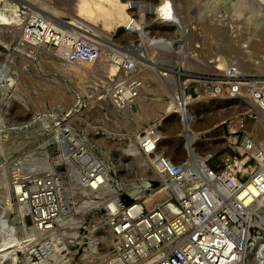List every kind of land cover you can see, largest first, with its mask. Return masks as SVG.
I'll return each mask as SVG.
<instances>
[{
  "label": "rangeland",
  "instance_id": "1",
  "mask_svg": "<svg viewBox=\"0 0 264 264\" xmlns=\"http://www.w3.org/2000/svg\"><path fill=\"white\" fill-rule=\"evenodd\" d=\"M156 1L0 0V13L17 9L14 20H0V264H155L158 256L173 252L187 264H264V166L243 144L246 140L264 156V117L251 107L245 110L250 104L243 97L226 89L212 94L202 85L201 94L192 95L198 102L182 106L174 72L180 65L197 74L224 75L215 60L227 65L234 58L220 51L227 38L214 31L215 24L229 28L226 36L235 35L239 52L247 41L259 45L254 54L264 65L262 6L258 0L248 5L172 0L181 17L164 25L153 17ZM29 12L95 40L104 54L90 66L73 68L58 45L29 44L24 34ZM172 29V41L161 51L155 42L167 36L158 34ZM112 49L131 56V66L122 65L123 54L115 57ZM141 76L144 86L133 99L115 105V85L122 88ZM220 112L227 119L216 123ZM195 131H200L196 137ZM146 142L157 144L154 153L143 151ZM209 143L218 145L206 155ZM157 157L163 165L155 170ZM204 163L216 174L229 166L233 171L223 180H209L201 170ZM168 168L177 173L164 186L165 201L154 204L159 215L150 225L138 221L117 233L113 226L122 220V209L138 200L145 213V193L148 197ZM247 181L235 196L246 204H234V231L208 225L226 208L227 194ZM200 197L206 204H222L211 205L208 214ZM45 210L50 221L39 222ZM149 230L160 234L156 246L146 240Z\"/></svg>",
  "mask_w": 264,
  "mask_h": 264
},
{
  "label": "bare ground",
  "instance_id": "2",
  "mask_svg": "<svg viewBox=\"0 0 264 264\" xmlns=\"http://www.w3.org/2000/svg\"><path fill=\"white\" fill-rule=\"evenodd\" d=\"M157 2V1H156ZM155 2V5H154V9L153 10H155L154 11V16L153 17H155L157 20H159V22H161V23H163L164 25H170V23H172V22H174L175 20H176V15L177 16H180V10L178 9L179 7L177 6V4L175 3V2H173L172 0H160V1H158L157 3ZM242 3H246L247 5H248V0H244V1H241ZM258 2H259V0H258ZM174 3H175V5H174ZM186 3H188V1L186 2L185 1V4ZM187 5V4H186ZM175 6H177L176 7V9H175ZM261 6H262V4H261ZM187 7V6H186ZM16 8H14L13 6H12V10L7 14V13H5V12H1L0 13V20H8L9 18H13V20L15 19V16H16ZM204 10H201V15H203L204 13ZM238 13H239V11L238 10H235L234 11V14H233V19H235L237 16H238ZM37 14V13H36ZM38 15H40V14H38ZM150 15H152V13H151V11H150ZM41 16V15H40ZM43 19L45 18V17H43V16H41ZM181 17V16H180ZM22 17H18L17 19L19 20V19H21ZM216 20V19H215ZM26 22V21H25ZM134 22V19L132 18V19H130V21H129V24H128V26H131V24ZM230 23H233V22H230ZM40 24L41 25H43V26H45V22L44 21H42V22H40ZM50 24H52L51 23V21H50ZM50 24H48V25H46V30L41 34V40L43 41V42H45V41H49V40H51V39H54V40H56V43L58 44V47L61 49V54H62V56L65 58V60L67 61V62H69L68 64H69V66H72L73 68H78V66H79V64L78 63H81V64H84V65H91L92 63V61H94L95 59V62H98L99 60H100V58H101V56L104 54V52H100V45L99 44H97V46H98V49H97V51H98V53L96 54V56L95 57H93V58H91L90 60H88V59H81V58H79L78 56H76L75 58H77V59H75V60H73V61H69V60H67V58H66V56H67V53H65V52H63V43L61 42L62 41V38H65L64 36H65V34L63 33V35L61 36L60 34H59V32H58V29L56 28V29H54V30H52V32H50ZM127 24V23H126ZM216 26L214 27L213 26V29H214V31L215 32H217V33H219L220 34V36L221 37H226L227 38V45L226 46H223V44L220 46V51H225V53H227V54H229V55H231V56H233L232 58H234V60H230V61H228V63H227V65H223L224 63H222V62H220L218 59L217 60H215V62H214V64H213V66L214 67H216V68H219V69H221L222 71H227L231 66H234L235 67V69L237 70V72L238 73H240L241 75H244L243 73H242V69H243V72L245 73V74H251L252 73V75H250L251 77L248 79V80H246V79H244V80H246V82L245 81H237V83L235 84L237 87H235L236 88V90L239 92L238 93V96L237 97H243L244 99H245V101H246V103L247 104H250V106L248 107V106H245L244 107V109L245 110H249V108L251 107V108H253V112H255L257 115H259V114H261V116L262 117H264V106L262 107L259 103H258V100H259V98H254L253 96H252V93H253V90H254V88L252 87V83H254V82H257V80H258V78L256 79V76L257 75H260V80H262L263 82H264V69H263V66L264 65H261L260 66V58L258 59V56H256L255 54H257V53H255L254 52V50L255 49H257L258 48V46L259 45H256V44H253V45H251V44H249L248 43V41L246 42V43H244L243 44V46H242V48H241V51L239 52L237 49H238V47H236V45L235 44H233L234 43V36H232V35H225V34H227L228 32H229V28H227V27H223V26H220V25H217V24H215ZM128 26H126V27H128ZM179 26V25H178ZM23 27V26H22ZM24 27H25V32H24V34H25V38H26V40H27V42H30L29 44H32L33 46H35L34 44H37V43H34V42H32V41H34L35 39L34 38H32L33 40H31L30 41V37H34V35L33 34H35L33 31H32V28H30L27 24L26 25H24ZM23 27V28H24ZM169 27H173V25L172 26H169ZM236 27V26H235ZM20 28V27H19ZM231 28H233L232 26H231ZM38 28H36V31L38 32ZM32 31V32H31ZM78 31H80V32H88V31H86V30H84V29H79ZM126 31V30H125ZM172 31H174V29H172L171 30V33H165V35H163V33H159L158 35H160V37L161 36H167V38L166 39H163V38H160L157 42H155V44L156 45H158V47L157 48H159V49H161V51L162 50H164L165 48H166V45L167 44H169L171 41H172V39H171V37H172ZM204 31V30H203ZM23 32V31H22ZM62 32H64V30H62ZM214 32V33H215ZM90 33V32H89ZM233 34V33H232ZM143 35V34H142ZM64 42V41H63ZM174 42V41H173ZM212 42V41H211ZM263 43V42H262ZM38 44H40V43H38ZM46 44H48V43H46ZM217 44V43H216ZM239 44V43H238ZM238 44H237V46H238ZM155 45V46H156ZM208 45V44H207ZM248 45L250 46L249 48H248ZM178 46V45H177ZM240 46V45H239ZM179 48V47H178ZM260 48V47H259ZM151 49V48H150ZM156 49V48H155ZM182 49V48H181ZM181 51V50H180ZM66 52H68V51H66ZM194 52H195V50H194ZM233 52V55L232 54H230V53H232ZM69 53V52H68ZM255 53V54H254ZM198 55H199V53H197ZM222 54H224V53H222ZM259 54V53H258ZM262 55V54H261ZM210 56V55H209ZM198 57V56H197ZM237 57H240V58H237ZM173 59V58H172ZM200 61V60H199ZM204 61H205V59H204ZM211 61V60H210ZM238 63H237V62ZM86 62V63H85ZM90 62V63H89ZM185 62V61H184ZM196 62H197V60H196ZM171 64V63H170ZM209 65V64H208ZM180 66V65H179ZM186 66H189V65H187L186 64ZM204 66V65H203ZM202 66V67H203ZM206 66V65H205ZM180 67H183L184 69H186V71H189V74H187V75H192L190 72H193V71H199V70H191V69H188V68H185L184 66H180ZM168 68V67H167ZM208 68V67H207ZM210 68V67H209ZM163 69H166V67L165 68H163ZM170 70H172V72L175 70V72H177V71H179L178 69H170ZM136 72V71H135ZM205 72V71H204ZM132 79H134V83L133 84H131L130 86H128L127 87V90H130V92H128V94L129 93H132V91L135 89V90H138V89H141L143 86H144V82H143V80H144V78L141 76L140 77V80H139V78H132ZM131 79V80H132ZM131 80H130V83H131ZM136 80H137V83H138V85H136V87H133L134 86V84L136 83ZM142 80V83H140V81ZM175 80H177L178 81V79L177 78H175ZM120 81V80H119ZM119 81H116L115 82V84H118L119 83ZM178 84H179V82H178ZM140 86V87H139ZM126 87V86H125ZM139 87V88H138ZM255 87V86H254ZM235 88H233V89H235ZM230 92H231V94L232 93H234V91L235 90H230V89H228ZM122 91L123 92H125V90H124V88L122 89ZM173 92H175V90L173 89L172 90ZM182 91V90H181ZM137 93V91H135V94ZM115 94V95H114ZM117 91H116V87H114L113 88V95H112V98H113V101L115 100V96L117 97ZM124 93H122L121 92V96L123 95ZM174 94V93H173ZM184 100L185 101H188V102H190V103H192V102H198V97L197 98H195V99H190L189 100V98H184ZM184 101V102H185ZM116 102H118L119 104H122V102H123V105L125 106L126 104H128L129 102H126V100H121V101H119L118 99L116 100ZM125 103V104H124ZM114 104L115 105H117L115 102H114ZM123 106V107H124ZM221 113V112H220ZM212 114V113H211ZM192 117V114L190 113V114H187V118H191ZM258 117V116H257ZM215 118H216V123L217 122H221V121H224V120H226L227 119V116H225V115H222V113L218 116L217 115V113L215 114ZM213 127V126H212ZM211 127H203V129H201L202 131H203V133L204 132H206V131H208L209 129H210ZM199 133H200V131H195L194 132V136L196 137V136H198L199 135ZM226 139H227V137H226ZM246 140L244 141V143L243 144H245V149H246ZM217 145L218 144H214V143H209L208 144V151L207 152H205V154L206 155H209V154H212L213 153V151H215V149L217 148ZM145 146H146V149H145ZM156 146H157V144L154 142L150 147L148 146V142H146L144 145H142V149H143V151H145V153L147 154V155H149V154H151V152H153L154 153V151H156ZM248 150H252V151H255V152H257V154L258 155H255L256 156V159H257V161H258V163H259V165L262 167V166H264V156L262 155V153H258V149L256 148V147H251V148H249ZM158 157H157V159H156V161H157V164L156 165H153V167H154V169L155 170H157L156 168H158V169H160L161 167H162V165H163V163H161V161H158ZM204 165H206V163H204ZM260 166H259V168H260ZM202 169V168H201ZM229 170H232L233 171V168H231L230 166H229V169L227 168V169H224L223 170V173H225V172H228L229 173ZM162 173H160L159 175V177L161 178V182L157 185V186H154V187H151V192H149L148 193V197L146 196L147 194L145 193V195H144V197H143V202L144 203H146V206H147V209H146V211H145V213L143 214V215H141V216H139V217H136V215H135V213L136 212H138L139 211V205L140 204H136V203H139V201L137 200V201H135V202H132L131 204H129V205H127V206H125L123 209H122V212H123V215L125 216V219L124 220H121L120 222H119V224L117 225L116 224V226L117 227H121L122 225H123V223H125L126 221L128 222L127 224H135L136 222H138V221H141L142 220V223L144 222V221H146V222H144V223H149V225H150V219L154 216L155 217V215L157 214H155V215H153L154 214V204H156V202H164L165 201V185L167 184V180L170 178V177H172V176H170L169 175V172L167 171V169H165L164 170V172L163 171H161ZM213 174V173H212ZM257 178H258V175H256L255 176V181H254V183L257 181ZM104 181V180H103ZM100 182H102V181H100ZM99 182V183H100ZM99 183H98V185L95 187H93V188H97L98 186H99ZM199 183H201V182H199ZM248 183V181L247 182H245V183H243L239 188H238V190H236L235 192H234V196H236V194H237V192L239 191V189H242L246 184ZM258 182H256V184H257ZM260 183H264V181L263 180H260ZM250 186V185H249ZM260 186V185H259ZM259 186H256L257 188H259ZM250 188H252V186H250ZM260 190H261V188H260ZM262 191V190H261ZM150 197V198H149ZM244 197V196H243ZM108 199H111V197H109ZM143 208V207H142ZM107 211H108V209H107ZM144 211V210H143ZM46 213H47V211L45 210V215H46ZM215 214V212L213 213V215ZM45 215H43V216H40V217H37L36 219L37 220H39L40 219V221L39 222H43V223H46L47 221H50V220H45L44 219V217H47V215L45 216ZM136 217L135 219L133 218V217ZM216 216V215H215ZM211 217V216H210ZM207 218V217H206ZM42 219V220H41ZM141 219V220H140ZM47 226H48V224H46ZM41 226H42V223H41ZM115 226V225H114ZM114 226H113V228H114ZM108 227H110L111 228V232H112V227L111 226H108ZM150 232V231H149ZM148 233V232H147ZM110 235H111V233H110ZM160 235V234H159ZM159 235H157L158 237H159Z\"/></svg>",
  "mask_w": 264,
  "mask_h": 264
},
{
  "label": "built area",
  "instance_id": "3",
  "mask_svg": "<svg viewBox=\"0 0 264 264\" xmlns=\"http://www.w3.org/2000/svg\"><path fill=\"white\" fill-rule=\"evenodd\" d=\"M259 3L262 4V10L264 11V0H259ZM44 21L45 22V26L41 25L40 22ZM26 24L32 28V31L35 33L33 34L34 37H30V41L33 40L32 38H34L35 40L32 41L34 43H48L50 45L54 44V45H58L56 43V40L51 39L49 41H45L43 42L41 40V34L46 30V25L50 24V20L46 19V18H42L40 15L34 13V12H29L27 14V21ZM36 28H38V32L36 31ZM56 29L54 23L50 24V32H52V30ZM63 29L58 28V32L59 34L62 36L63 33L65 34V44H63V52L67 53V60L69 61H73L77 58H75L76 56H78L81 59H88L90 60L91 58L95 57L96 54L98 53L97 49L98 46L95 40L88 38L87 36L84 38L83 35H79L77 33H75L73 30L72 31H64L62 32ZM31 31V32H32ZM121 49V47H119ZM120 49H112V53L113 56H115L117 53H121L123 54V59H122V65L124 66H131V59H133L131 56H129L126 52H121ZM123 50H126V48L122 47ZM68 51V52H66ZM76 55V56H75ZM116 57V56H115ZM150 60V58H149ZM165 68V67H163ZM179 71L175 72L177 77H178V82H179V86H180V90H182L180 95V98H182V106H184L185 103H183L184 98H189L190 99H194L192 98L193 93H196V95H200L201 92L198 90V86L202 85L203 87L206 88H210L212 89L211 93L212 94H218V93H223L224 90L226 89V91H228L230 94L231 92L228 90H235L234 93H232L231 95L233 96H238V91L236 90L235 87H237L235 84L237 83V81H245L248 80L251 76L250 75H241L240 73L237 72V70L235 69L234 66H231L227 71H222L224 73V75L222 76H217L215 74H209V73H204V74H197L198 71H193L190 72L192 75H187L189 74V71H186V69H184L183 67L178 66L177 68ZM200 72V71H199ZM181 75H185V78H183L182 80L179 79ZM133 78V77H132ZM258 78L257 82L252 83V87L254 88L252 96L254 98H259L258 103L263 107L264 106V82L262 80H260V75L256 76V79ZM246 79V80H244ZM192 82H195L196 86H194L193 91L191 92H186V88L188 89L190 84ZM134 83V79L131 80V83H129L126 87H122L115 85L116 87V91H117V97L115 96V100L114 102L117 104V106L119 107H123V102L122 104H119L118 102H116V100L118 99L119 101L121 100H126V102H130L134 95H135V89L132 91V93H129L130 90H127V87L130 86L131 84ZM235 83V84H234ZM136 85H138L137 80L136 83L134 84L133 87H136ZM255 86V87H254ZM124 88L125 92L122 91V89ZM235 88V89H233ZM121 92L124 93L121 96ZM180 92V91H179ZM200 93V94H199ZM115 95V94H114ZM125 104V103H124ZM251 143H247L246 144V149L247 148H251ZM146 149V146H145ZM162 168V167H161ZM160 168V169H161ZM165 170V169H164ZM164 170H161L164 172ZM202 172H204V174L207 176V178L209 180H223L225 177V173L221 172L219 174L214 173L210 167L206 164L203 165V169H201ZM167 171L169 172V175L173 177V175L175 173H177V171H172L169 168L167 169ZM213 173V174H212ZM176 177V176H175ZM258 182V181H256ZM243 184V183H242ZM236 185L232 191L227 194L226 198L228 200L229 203H226V208L221 209L220 211L217 212L216 217L217 218H212V220L208 221V225L210 224L211 227L216 228L217 226L220 228H229L231 231H234V229L236 228V224H238L237 220L235 221V218L233 219L232 217H237V208H235V206L237 205L238 207H242L243 205H245L246 203L244 202V200H242L241 198H235L234 196V192L236 190H238V188L242 185ZM257 196V195H255ZM254 196V197H255ZM200 200V205L202 206V210H204V212L208 213V214H212V210H209L208 208H211V205H215L216 206H220L222 203L221 202H217V203H209L206 204L203 202L202 198H199ZM253 200V199H251ZM236 203V205H234ZM233 204V205H232ZM139 211L135 213L136 217H139L141 215L144 214V209L142 208V204L139 205ZM230 206H232V210L230 209ZM215 211V209H214ZM156 216L159 215V213L157 211H153ZM240 212V211H239ZM135 216L133 217L134 219L136 218ZM154 217V216H153ZM152 217V218H153ZM233 222L232 224L230 223V226L227 225V223L230 221ZM125 219V216L123 215L122 220ZM141 220V219H140ZM146 222V221H144ZM128 222L126 221L125 223H123V225L121 227H114V230L119 233L121 231H123L124 229H126L129 224H127ZM142 223V220L139 221V224ZM119 223H117L118 225ZM200 230V229H199ZM150 231V232H149ZM147 235H146V240L150 245H154L156 246L157 242L160 241V238L155 234L152 233L151 234V230H149ZM200 234V232H196V236H198ZM190 247V246H189ZM188 253H191L190 250L187 251V256ZM118 256H115V258H117ZM113 257V259H115ZM203 258V257H201ZM168 261V262H165ZM155 264H187V260L185 259V256H183L181 253L179 252H173L170 253L167 257H160L159 256L154 260ZM198 264H204L203 260H198L197 261Z\"/></svg>",
  "mask_w": 264,
  "mask_h": 264
}]
</instances>
